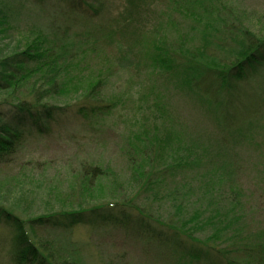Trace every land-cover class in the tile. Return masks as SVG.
I'll return each instance as SVG.
<instances>
[{"label": "rangeland", "instance_id": "374dc122", "mask_svg": "<svg viewBox=\"0 0 264 264\" xmlns=\"http://www.w3.org/2000/svg\"><path fill=\"white\" fill-rule=\"evenodd\" d=\"M53 1L55 6L41 8L53 13L49 5L55 10L63 5L64 10L48 16L29 2L35 11L21 10L19 18L28 24L52 20L50 30L71 29L65 39L78 42V54L65 68L70 94L63 93L60 102H92L73 94V85L80 83L77 79L97 76L102 78L98 105L107 113L100 118L73 117L76 107H69L72 114L53 121L45 135L28 137L12 173L27 165L23 171L46 180L30 177L27 186L26 180L19 182L21 194L12 189L2 204L22 207L15 211L20 217L25 211H58L61 201L55 199L78 190L85 165H99L105 173L100 179L103 191L93 198L104 204L105 221L85 218L66 231L64 242L62 227H37L33 238L54 246L63 243L73 256L63 254L79 264H264V112L239 129H227L217 105L194 86L178 85L181 68L172 75L158 71L140 52L142 46L164 43L175 64L182 66L190 61V52L201 47L206 23L213 36L208 52L222 57L226 48H216L225 40L223 33L216 34L219 20L230 14L256 31L264 25V0H207L219 14L216 9L204 11L198 0H98L96 19L70 9L73 14L66 3ZM190 11L202 22L191 20ZM104 26L119 27V36L107 40ZM230 27L234 37L241 26ZM94 39L99 40L92 49L86 41ZM85 46L90 50L80 53ZM261 91L264 99V85ZM140 140L142 157L155 154L157 161L151 166L143 160V175L136 179L128 160L138 156L129 153L128 143ZM158 172L161 178L154 183L152 174ZM9 185H14L11 179ZM111 195H116L114 201ZM86 204L95 205L91 200ZM10 236V228L0 222V264H15L8 255Z\"/></svg>", "mask_w": 264, "mask_h": 264}, {"label": "trees", "instance_id": "16d2710c", "mask_svg": "<svg viewBox=\"0 0 264 264\" xmlns=\"http://www.w3.org/2000/svg\"><path fill=\"white\" fill-rule=\"evenodd\" d=\"M61 1L68 5V10L73 14L75 12L88 19L99 17L95 6L98 0ZM196 1L190 0V4ZM198 1V5H202L206 12L213 13L214 9L218 10L212 2ZM29 2L38 5L40 12L48 16L64 10L63 5L55 10L51 6H55L53 0H0V179L5 178L0 180V222L10 228L8 255L15 264H79L72 257L63 254L67 253L63 243L54 246L38 237L33 238L32 235L35 236L37 227H62L65 233L60 240L64 242L68 239L64 237L66 231L85 218L94 222L98 219L105 221L108 215L105 213L106 210L102 209L104 204H98L97 199L93 198L94 195L102 196L103 186L100 179L105 173L101 166L85 165L79 178L81 182L76 187L78 190L72 188L65 197L55 199L61 201V208L53 211L54 213L36 215L25 211L21 215L23 217H20L15 211H19L22 207L13 205L7 208L2 204L6 201L4 194L9 196L12 189L15 191L18 188L19 182L26 180L27 186L30 177L46 180L42 175L38 177L32 171H23L27 165L19 166L16 173H12L15 171L17 158L25 150L24 144L28 137L45 135L53 121L72 114L73 109L69 107H76L78 114L73 113V117L80 115L100 118L102 114L107 113V110H103L105 106L98 105L102 78L97 76L92 80L77 79L80 83L76 87L73 85V94H83L85 98L90 97L89 101L92 102L82 106L60 102L63 93L65 96L70 94L66 90L69 80L65 75V68L74 63L71 59L78 54V42L74 45L65 39V36L70 34L71 29L68 27H55L50 30L48 27L53 23L52 20L46 24H28L19 18L21 10L35 11L31 9L33 7ZM44 4H51L49 7L54 12L42 9ZM191 13L190 11L191 20L197 24L202 22L198 16L192 17ZM217 13L219 14V11ZM212 15L209 14V17ZM219 22L220 31L216 34L223 33L225 40L220 44L216 43V48H226L222 57L208 52L209 47L212 46L213 36H211L212 30L206 23L203 27L208 29V33L206 32L201 38V47L194 50L195 52H190V61L181 63L182 66L175 64L164 43L161 45L157 42L156 46L154 43L148 47L142 46L140 52L143 53L144 59L145 55L148 56L146 61L151 63L153 69L159 68L156 69L158 71L162 70L172 75L173 70L177 71L181 68L182 75L178 74L181 76V80L177 81L178 85L189 84L190 89L194 86L206 101L211 105H217L225 128L229 129L237 125L239 129L250 120L256 121V117L263 115L264 112V99L261 97V85H264L262 83L264 82V25L256 31H251L242 26L239 17L233 18L230 14ZM235 23L241 27L236 29L237 35L231 37L229 33L234 34V31L230 26ZM117 29L119 27L104 26L102 32L107 40H111L110 38H114L115 35L119 36ZM6 36L10 38L4 40ZM98 40L86 42L93 49ZM10 41L14 44L12 45ZM87 49L90 50L85 46L80 53ZM75 64L78 66L77 61ZM109 105L113 106L112 103ZM6 119L12 120L14 124L4 122L3 120ZM141 143L144 144L143 140L138 143L134 141L132 145L131 142L128 143L131 148L129 153H136L138 156L134 161L128 160L131 171H136V176L133 175L136 179H141L140 176L143 175L139 171L143 160L151 166L157 161L154 159L157 157L155 154L151 158L142 157L139 146ZM160 175L159 172L155 177L152 174V182L156 183L161 178ZM9 179L14 185L8 186ZM152 182L147 181V183ZM39 186L40 184L36 183V188ZM18 190L19 193L22 192V187L20 186ZM114 198L116 195H111L110 201H114ZM18 199H26V197L20 196ZM89 200L95 205L84 207L89 204H86ZM227 228L228 225L226 231ZM257 246L259 243L253 247ZM243 248L247 250V247ZM67 254L73 256V253Z\"/></svg>", "mask_w": 264, "mask_h": 264}]
</instances>
